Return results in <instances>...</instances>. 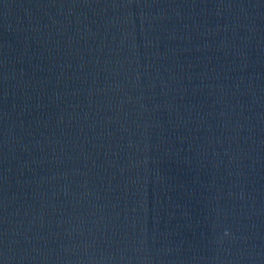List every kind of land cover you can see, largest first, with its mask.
Masks as SVG:
<instances>
[{"label":"water","instance_id":"95a60500","mask_svg":"<svg viewBox=\"0 0 264 264\" xmlns=\"http://www.w3.org/2000/svg\"><path fill=\"white\" fill-rule=\"evenodd\" d=\"M0 264H264V0H0Z\"/></svg>","mask_w":264,"mask_h":264}]
</instances>
